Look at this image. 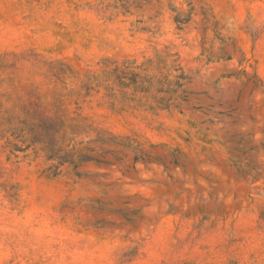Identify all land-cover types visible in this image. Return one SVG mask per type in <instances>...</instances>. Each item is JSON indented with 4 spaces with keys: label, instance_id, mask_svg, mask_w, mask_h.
<instances>
[{
    "label": "rangeland",
    "instance_id": "obj_1",
    "mask_svg": "<svg viewBox=\"0 0 264 264\" xmlns=\"http://www.w3.org/2000/svg\"><path fill=\"white\" fill-rule=\"evenodd\" d=\"M0 264H264V0H0Z\"/></svg>",
    "mask_w": 264,
    "mask_h": 264
}]
</instances>
